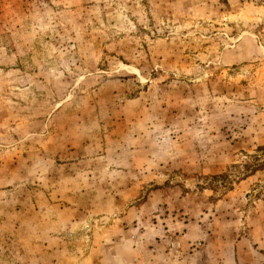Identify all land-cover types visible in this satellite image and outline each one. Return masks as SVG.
I'll return each instance as SVG.
<instances>
[{
  "label": "rangeland",
  "instance_id": "1",
  "mask_svg": "<svg viewBox=\"0 0 264 264\" xmlns=\"http://www.w3.org/2000/svg\"><path fill=\"white\" fill-rule=\"evenodd\" d=\"M264 0H0V264H264Z\"/></svg>",
  "mask_w": 264,
  "mask_h": 264
},
{
  "label": "trees",
  "instance_id": "2",
  "mask_svg": "<svg viewBox=\"0 0 264 264\" xmlns=\"http://www.w3.org/2000/svg\"><path fill=\"white\" fill-rule=\"evenodd\" d=\"M257 151H258V152H264V147H259V148L257 149Z\"/></svg>",
  "mask_w": 264,
  "mask_h": 264
}]
</instances>
